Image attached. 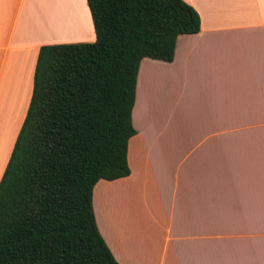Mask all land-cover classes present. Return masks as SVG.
<instances>
[{"label":"crops","instance_id":"obj_1","mask_svg":"<svg viewBox=\"0 0 264 264\" xmlns=\"http://www.w3.org/2000/svg\"><path fill=\"white\" fill-rule=\"evenodd\" d=\"M57 1L36 0L33 20V0H0V95L27 83L0 176L39 46L94 39L85 0L83 24L80 0L76 14ZM183 1L199 30L177 35L170 61L140 60L129 173L93 185L96 227L119 264H264V0Z\"/></svg>","mask_w":264,"mask_h":264},{"label":"trees","instance_id":"obj_2","mask_svg":"<svg viewBox=\"0 0 264 264\" xmlns=\"http://www.w3.org/2000/svg\"><path fill=\"white\" fill-rule=\"evenodd\" d=\"M94 39L40 45L29 102L0 176V264H119L91 205L126 176L136 74L199 30L183 0H85Z\"/></svg>","mask_w":264,"mask_h":264},{"label":"rangeland","instance_id":"obj_3","mask_svg":"<svg viewBox=\"0 0 264 264\" xmlns=\"http://www.w3.org/2000/svg\"><path fill=\"white\" fill-rule=\"evenodd\" d=\"M35 1L36 0H33V9H32V13H33V16H32V19L34 20L35 18H34V14H35V9H34V5H35ZM38 2H39V0H37ZM70 2L72 3L73 2V4H74V9H75V11H76V2H77V4H78V0H74V1H72V0H70ZM80 6L82 7L81 9H82V18H81V24H83V19L85 18L84 16H85V13H84V7H83V5H82V0H80ZM78 6V5H77ZM78 10V9H77ZM84 17V18H83ZM85 25V24H84ZM26 53V58H27V60H28V62L29 61H31V59H32V53L31 54H28L29 52L28 51H26L25 52ZM27 62V63H28ZM23 78H26L25 76H23ZM21 82H22V84H23V80H21ZM7 83H8V80H5V85H7ZM23 86H21V87H17L16 86V88H18V90H20V91H17V90H15V89H9V90H6L5 92V94H2V95H0V140H1V138L3 137V136H5V132H6V130L9 128V127H11L12 128V125H15L16 124V122H17V120H15V121H10L9 123H8V121H9V118H10V115H11V112H12V109H13V113H14V111H15V109H16V106H18L17 108H18V110L21 108V106L23 105V103H25V101H26V95H27V83H26V86H25V88H22ZM12 92L14 93V94H12ZM17 93H20V94H17ZM23 94H24V98H23ZM28 99V98H27ZM3 100H4V102H3ZM17 101V102H16ZM17 103V104H16ZM27 103V102H26ZM14 107V108H13ZM15 116V115H14ZM17 119V118H16ZM10 125V126H9ZM1 145V144H0Z\"/></svg>","mask_w":264,"mask_h":264},{"label":"bare ground","instance_id":"obj_4","mask_svg":"<svg viewBox=\"0 0 264 264\" xmlns=\"http://www.w3.org/2000/svg\"><path fill=\"white\" fill-rule=\"evenodd\" d=\"M72 1H74V0H72ZM57 3L59 4V6H61L62 7V10L64 11V12H66V11H68V12H66V14H71V13H75L76 14V11H75V9H74V6L72 5V3L70 2V0H62V1H57ZM46 9V8H45ZM52 11H53V9H51ZM42 11H43V9H42ZM43 12H45V11H43ZM55 13V12H54ZM54 13H49V17L48 16H46L45 15V13H44V15H45V18L47 19V21H48V25L51 23V25H55V26H57L59 23L58 22H60V17L58 16V17H56V16H54L55 14ZM43 15V16H44ZM62 19H61V22H63L62 20H63V15H62V17H61ZM60 22V23H61ZM60 25V24H59ZM62 25V24H61ZM50 27V26H49Z\"/></svg>","mask_w":264,"mask_h":264}]
</instances>
